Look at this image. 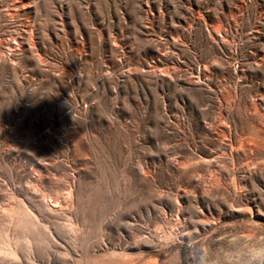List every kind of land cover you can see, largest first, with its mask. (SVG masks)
I'll use <instances>...</instances> for the list:
<instances>
[{"label":"rangeland","instance_id":"obj_1","mask_svg":"<svg viewBox=\"0 0 264 264\" xmlns=\"http://www.w3.org/2000/svg\"><path fill=\"white\" fill-rule=\"evenodd\" d=\"M264 0H0V264H261Z\"/></svg>","mask_w":264,"mask_h":264},{"label":"water","instance_id":"obj_2","mask_svg":"<svg viewBox=\"0 0 264 264\" xmlns=\"http://www.w3.org/2000/svg\"><path fill=\"white\" fill-rule=\"evenodd\" d=\"M261 264H264V257H263V259H262V262H261Z\"/></svg>","mask_w":264,"mask_h":264}]
</instances>
